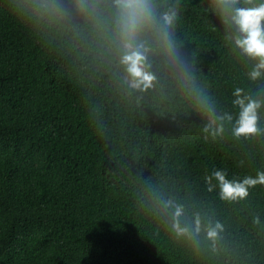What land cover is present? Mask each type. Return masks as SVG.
<instances>
[{"label":"trees","instance_id":"1","mask_svg":"<svg viewBox=\"0 0 264 264\" xmlns=\"http://www.w3.org/2000/svg\"><path fill=\"white\" fill-rule=\"evenodd\" d=\"M43 2L0 0V264H264V186L229 203L204 179L264 171V107L256 136L235 138L225 120L213 139L179 79L193 77L233 122L235 89L264 100V77L249 79L255 62L225 39L211 0H155L160 12L178 8L176 58L151 54L154 87L131 95L111 0L100 17L75 0L43 13ZM169 200L183 206L182 224H222L217 241L203 229L177 238Z\"/></svg>","mask_w":264,"mask_h":264},{"label":"clouds","instance_id":"2","mask_svg":"<svg viewBox=\"0 0 264 264\" xmlns=\"http://www.w3.org/2000/svg\"><path fill=\"white\" fill-rule=\"evenodd\" d=\"M80 11L100 17V0H75ZM210 7L216 12L225 26L226 36L233 48L240 56L254 61L248 77L256 81L264 77V0H211ZM43 13L58 11L51 0H44L37 5V10ZM41 13V14H43ZM179 18L176 6L167 7L160 12L155 0H111L108 23L112 32V43L118 53V63L126 75L124 83L129 89V95L135 92L141 94L153 89L157 80L151 71L150 55L159 52L169 63L176 58L175 43L176 21ZM189 94L195 93V102L199 105L208 123L203 132L213 139L221 137L224 132V121L232 123V134L235 138H251L260 133L259 110L264 107V100L253 99L244 94L243 89L237 88L233 92V105L238 109V116L228 114L218 115L215 104L205 92L195 86L193 77L187 73L179 76ZM208 136H205L207 139ZM205 183L209 191L219 189V198L229 203L246 200L250 189L264 186V171H258L255 176H245L238 180L227 179L225 170H213L205 176ZM164 210L171 211V230L177 238L195 241L201 233L215 243L219 238L223 226L209 218L202 224L201 217L196 215L194 221L182 224L185 217L183 206L172 201H161ZM253 223H261L260 216L253 218Z\"/></svg>","mask_w":264,"mask_h":264}]
</instances>
